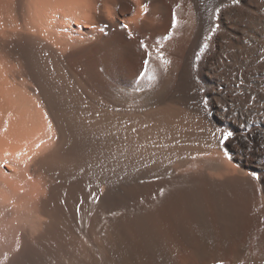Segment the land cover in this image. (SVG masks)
<instances>
[{
    "label": "bare ground",
    "instance_id": "1",
    "mask_svg": "<svg viewBox=\"0 0 264 264\" xmlns=\"http://www.w3.org/2000/svg\"><path fill=\"white\" fill-rule=\"evenodd\" d=\"M1 148L5 264H264V0H0Z\"/></svg>",
    "mask_w": 264,
    "mask_h": 264
},
{
    "label": "rangeland",
    "instance_id": "2",
    "mask_svg": "<svg viewBox=\"0 0 264 264\" xmlns=\"http://www.w3.org/2000/svg\"><path fill=\"white\" fill-rule=\"evenodd\" d=\"M34 94L30 95L29 97L33 96ZM32 98H30L31 100ZM34 100V99H32ZM48 124L46 123V126ZM49 126V125H48ZM11 150L7 151V149L1 148L0 149V187H2L0 190V203L3 204V202H5L9 195H7L6 198V194L4 190H3V186H5V183L7 185L8 182H10V178H14V167L12 168V163L10 159H13L12 156L13 153L10 152ZM16 154H18V152H16ZM17 157V156H16ZM197 158H218L219 160H222L225 163H229L230 166L233 164L235 166V163L233 161V159L231 157H229V155L223 151H220L218 149L213 150L212 152H203L199 155H195L192 158H190V161L188 162L187 165L189 166H183V167H178V165H180L179 163L177 164H173L172 166V173L175 175H183L186 172V169L191 167L190 165H196V161L198 160ZM10 161V162H9ZM232 165V166H233ZM14 166V165H13ZM10 168V169H9ZM2 169V170H1ZM10 172L12 174H10ZM209 172V171H208ZM11 176V177H9ZM3 186H2V185ZM4 193H3V192ZM3 194V195H2ZM6 198V199H5ZM5 200V201H4ZM0 204V205H1ZM7 206L10 207L9 209H14L12 211H15V208H13V205L9 206L7 203ZM1 213V212H0ZM0 217H4V215H2V213L0 214ZM17 222V223H16ZM19 219L14 220V222L11 221L10 226L8 225L9 231H11L10 233H8V236H1L0 235V253L4 256L6 255L5 251L9 253V255L14 254L17 252V244L15 243L17 241V243H19V236L17 235L19 232L20 227H18L20 225L19 223ZM19 224V225H18ZM18 225V226H17ZM17 226V227H16ZM17 228V229H16ZM16 231V232H15ZM18 231V232H17ZM14 235V236H13ZM3 237V238H2ZM17 237V238H16ZM3 239V240H2ZM13 239L15 240V242H13ZM17 239V240H16ZM12 240V241H11ZM11 246H13V248L11 249ZM16 247V248H15ZM15 248V249H14ZM7 249V250H6ZM9 249V250H8ZM11 251V252H10ZM15 251V252H14ZM13 252V253H12ZM0 254V264H5L4 259L6 261V256H1Z\"/></svg>",
    "mask_w": 264,
    "mask_h": 264
},
{
    "label": "snow or ice",
    "instance_id": "3",
    "mask_svg": "<svg viewBox=\"0 0 264 264\" xmlns=\"http://www.w3.org/2000/svg\"><path fill=\"white\" fill-rule=\"evenodd\" d=\"M234 2H238V0H234ZM147 9H148V5L147 4L142 5V10L143 11L146 12ZM141 46L144 47L145 49L147 48V45L143 44V42L141 43ZM150 55L151 54L149 53V56ZM145 63H147V61H145ZM166 63H167V61H166ZM231 135H232L231 132H225V133H223V137H224L225 140L228 139Z\"/></svg>",
    "mask_w": 264,
    "mask_h": 264
}]
</instances>
